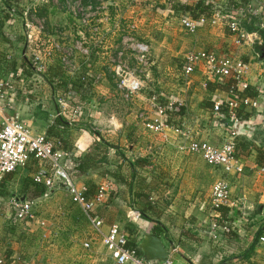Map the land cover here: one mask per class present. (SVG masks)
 I'll list each match as a JSON object with an SVG mask.
<instances>
[{
    "label": "crops",
    "instance_id": "obj_1",
    "mask_svg": "<svg viewBox=\"0 0 264 264\" xmlns=\"http://www.w3.org/2000/svg\"><path fill=\"white\" fill-rule=\"evenodd\" d=\"M65 1L72 2L0 0V68L7 63L11 71L20 72L12 82V101H4L6 114L18 116L35 134L46 135L56 148L70 149L63 150L68 153L64 167L88 200L102 184L108 183L110 189L86 214L72 203L67 189L56 186L33 200L32 221H20L11 201L31 199L34 188L28 180L39 171L47 172V166L31 160L6 175L0 181V252L6 264L17 257L40 264H115L101 242V234L113 224L128 235V243L138 245L144 233L159 237L174 264H264V245L258 240L264 236V172L259 170L264 166V57L255 31L264 30V0H110L95 16L100 29L95 39L89 28L76 27V19L64 10ZM199 1L212 5L221 19L215 25H198L191 34L181 24L192 19L184 7ZM49 3L56 7L51 10ZM12 6L14 16L7 13ZM34 17L44 19L43 34L62 46L77 40L80 30L87 38L92 68L86 94L76 92L79 80L64 73L57 51L41 72L33 69L30 51L34 40L43 37L30 28ZM231 21L245 33L238 43L228 26ZM128 24L135 27V43L148 47L146 65L123 45L119 29ZM199 51L239 60L246 66L243 83L258 92L250 99L258 108L243 110L249 116L234 140L241 174L223 176L199 154L177 150L183 132L213 145L228 136L229 123L203 106L211 99L224 103L235 99L229 91L207 90V83L215 87L228 80L212 77L204 61L190 75L184 74L187 55ZM118 53L143 84L129 101L118 91L111 70ZM236 87L242 90L241 85ZM151 96L162 104L169 99L184 104L182 114L163 134L143 126L155 120ZM222 177L230 193L224 214L213 212L210 205L212 186ZM93 218L102 222L101 234L94 231ZM214 221L230 231L212 230Z\"/></svg>",
    "mask_w": 264,
    "mask_h": 264
},
{
    "label": "built area",
    "instance_id": "obj_2",
    "mask_svg": "<svg viewBox=\"0 0 264 264\" xmlns=\"http://www.w3.org/2000/svg\"><path fill=\"white\" fill-rule=\"evenodd\" d=\"M110 0H97V5L92 0H72V2H64V10L71 13L77 21L79 29L89 28L93 39L100 36V29L95 24V16L103 9L107 8V3ZM16 9L14 6L8 9L7 13L14 16ZM221 16L218 12L211 15L210 18L201 16L197 20L185 18L181 21L182 26L191 34L195 33L197 26L209 23L215 25ZM34 26L37 34L43 37H37L34 40L30 51V63L34 70L41 72L44 62L53 56L54 51L59 53L61 68L64 73L70 77L76 78L80 82L87 81L92 65L89 60V49L87 46V38L82 31H79V38L68 46H62L55 40H52L44 33V19L35 18L30 21V28ZM228 26L236 37V43L245 37L244 30L236 22H229ZM29 28V29H30ZM122 35L123 45L132 48L137 54L138 63L146 65L148 47L145 44L135 43L133 32L134 25L128 24L124 29H119ZM81 60V61H80ZM206 63L209 74L218 79L231 78L236 82V85H241L245 89L247 85L243 83V77L246 73V66L239 60L230 57H217L213 54L199 51L190 53L186 57V65L184 69L185 75L193 73L194 68L199 62ZM112 72L116 80V86L122 97L129 101L142 91L143 84L136 72L126 67L123 59V54L118 53L117 57L111 60ZM20 76L18 70L5 73L3 71L0 76V181L8 174L16 173L19 169L24 168L31 160L37 161L47 166L46 171H39L33 176L35 183L42 184L46 191L56 187L55 179H60L66 186L69 192L72 203L78 205L81 210L89 214V212L105 199L106 193L110 189L108 183H104L98 187L94 197L88 200L84 195V189L78 190L71 178L70 173L65 169L63 160L68 156L66 151L56 148L55 143L44 134H35L29 125L21 120L18 116L10 117L6 114L4 101L9 98L12 101L11 90L13 89L12 82ZM8 100V99H7ZM150 104L155 110V120L152 122H144L143 126L150 131L163 134L165 129L172 126L163 122V117L166 111H178L177 108H183L184 104L180 101L169 99L164 104L160 103L158 97L151 96ZM10 104V101H9ZM228 107L227 138L220 145H213L207 141L197 140L190 137V133H180L177 128L175 131L183 135L182 143L177 146V150L189 154H199L206 165L214 168H219L223 176L237 175L242 173V167L238 164L235 154V137L238 132V127L242 121L236 116L237 110L246 108L257 109L256 101L248 98L233 99L225 102ZM6 107L11 106L6 103ZM220 102H214L213 113L220 117L219 114ZM76 113V111H74ZM139 118H142L140 115ZM260 172H264V166ZM46 193V192H45ZM229 183L222 177L215 182L211 189L210 205L213 212L218 211L221 207L229 203ZM11 205L15 210V216L20 221H32L35 217L33 209L35 203L33 200L20 201L12 199ZM94 231L101 234L100 227L102 222L97 219H90ZM228 232L230 229L227 225L218 226L214 221L211 224V229ZM101 242L109 257L115 264H174L169 257L162 262H144L141 257H137L134 251L127 248L128 235L120 229L118 225H111L108 230L101 234ZM259 242L264 245V236L258 238ZM85 248L89 247L88 243L83 244ZM0 264H6L2 253L0 252ZM10 264H40L37 261L27 259L25 257H17Z\"/></svg>",
    "mask_w": 264,
    "mask_h": 264
},
{
    "label": "trees",
    "instance_id": "obj_3",
    "mask_svg": "<svg viewBox=\"0 0 264 264\" xmlns=\"http://www.w3.org/2000/svg\"><path fill=\"white\" fill-rule=\"evenodd\" d=\"M92 1H93V3H95V5L98 4L97 0H92ZM184 10L189 13V16L193 20H197L201 16H204V17L210 16L213 13V11H212L213 6L209 5L208 3H204L202 1H199L194 6L184 7ZM6 20H8L9 22L11 21V19H9V17L7 15H6ZM248 30L251 31L252 28L249 27ZM255 31L260 36L261 41H262L261 45L258 47V49L259 50L262 49V51L264 52V30L263 29L260 30L258 28H255ZM59 63H60V61H59ZM1 68H2V66H1ZM1 68H0V70H2V71L5 70L4 72H6V73L13 70L11 67H7V63L4 64L3 69H1ZM28 70H30V68H28ZM226 79L228 80L226 83L215 85V87L212 86V83H207V85H206L207 90L210 92H212L215 89H218V90L222 89V90H225L226 92L229 91L233 95V97L238 99V100L245 99V98L253 100L258 95V92L255 91L253 88H250V87H246L245 89L238 91V89L236 87V82L231 78H226ZM75 84L76 85H74V88H75L76 92H78L81 95L86 94V92H88L90 90V84L88 81H85V82L79 81V83H75ZM203 106H204V108L209 109L211 112H213L214 101L212 99L209 101H205ZM177 109H178V111H170V110L166 111V115L163 117V122L165 124L171 125L172 119H174L176 116H179L180 114H182L183 108H177ZM235 113H236V116L241 121L246 120L249 116L247 113H244L243 109L237 110ZM219 114L221 116V119H223L224 122L226 121L225 123H229V121H228V107L222 101H220ZM59 148L61 150H66V151L70 150L68 147H65L64 145H62V146L60 145ZM25 181H27V180H25ZM28 183L32 184V186L34 188L32 191V198L31 199L29 198L28 200H34L36 197H40L41 195H43L46 192V188L42 184L35 183L33 179H29ZM218 211L222 212V214L225 213V211L222 209V207L220 209H218ZM156 228H153L152 233H155ZM155 234H157V233H155ZM152 235H154V234H152ZM127 248L134 251V253L137 257H141V252L138 249L137 243H135V242L128 243Z\"/></svg>",
    "mask_w": 264,
    "mask_h": 264
},
{
    "label": "water",
    "instance_id": "obj_4",
    "mask_svg": "<svg viewBox=\"0 0 264 264\" xmlns=\"http://www.w3.org/2000/svg\"><path fill=\"white\" fill-rule=\"evenodd\" d=\"M264 57V52L261 53ZM55 185L66 189V186L60 179H55ZM138 249L141 252V259L144 262H162L167 258V250L161 239L155 235L144 233L138 243Z\"/></svg>",
    "mask_w": 264,
    "mask_h": 264
},
{
    "label": "rangeland",
    "instance_id": "obj_5",
    "mask_svg": "<svg viewBox=\"0 0 264 264\" xmlns=\"http://www.w3.org/2000/svg\"><path fill=\"white\" fill-rule=\"evenodd\" d=\"M49 5H50V7H51V10L53 9V6L49 3ZM54 7H56V5L54 6ZM59 7L61 8L62 7V4H60L59 5ZM61 12H64V10L63 11H61ZM57 16V15H56ZM58 17V16H57ZM74 21V23H76V21L75 20H73ZM51 23V22H50ZM76 27H77V24H76ZM51 29H52V31L54 30V28H55V26L53 25V26H51L50 27ZM73 28H75V26H73ZM31 60V59H30ZM81 61V60H80ZM152 89V88H151ZM149 92H150V90H148Z\"/></svg>",
    "mask_w": 264,
    "mask_h": 264
}]
</instances>
